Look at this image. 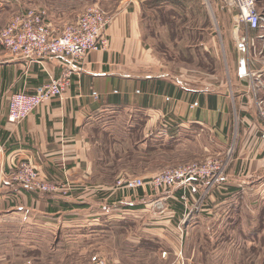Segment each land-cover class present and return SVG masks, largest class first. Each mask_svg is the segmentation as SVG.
I'll return each mask as SVG.
<instances>
[{
  "label": "crops",
  "instance_id": "1",
  "mask_svg": "<svg viewBox=\"0 0 264 264\" xmlns=\"http://www.w3.org/2000/svg\"><path fill=\"white\" fill-rule=\"evenodd\" d=\"M100 2L110 17L104 31L108 48L89 51L62 98L46 101L17 123L7 120L10 96L31 93L59 77L66 58L22 59L0 45V264L59 260L79 251L83 242L118 264H173L180 236L189 261L186 243L204 231L206 221L213 237L237 242L241 235L234 227L241 211L264 200L259 138L264 123L248 93L254 78L247 72L257 65L250 50L246 76L239 75L238 63L228 86L216 75H194L189 64L164 53L175 47L217 52L206 0ZM78 5L79 0H0V29L31 6L46 8L61 27L76 17ZM233 52H227L231 67ZM257 61L264 63L263 57ZM192 142L196 155L235 148L221 191L212 193L213 203L206 204L200 218L184 223L180 235L171 220L142 221V210L132 208L153 191L115 189L107 179L122 174L148 178L170 162L189 161ZM23 160L35 165L41 179L69 183L67 194L10 181L7 173ZM133 222L134 234L128 235ZM244 236L248 242L255 239L253 233ZM126 243L132 244L129 250ZM165 250L171 262L161 259L159 251Z\"/></svg>",
  "mask_w": 264,
  "mask_h": 264
},
{
  "label": "rangeland",
  "instance_id": "2",
  "mask_svg": "<svg viewBox=\"0 0 264 264\" xmlns=\"http://www.w3.org/2000/svg\"><path fill=\"white\" fill-rule=\"evenodd\" d=\"M88 1H89L88 3L84 4L85 0H79V5H78L79 12L77 15L84 12L88 6H92V5L101 7L105 11V13L108 15L106 9L103 8L105 5L101 3L100 0H97V1L88 0ZM255 1H256L257 10L261 14L263 19L261 21V26L256 30H249V29L247 30L241 27L240 37L241 36L244 37L243 51L239 50L240 37L238 36V32L235 30L236 29L235 28L236 24L234 21L235 11L231 9H226L224 7L223 0H206L207 8H208V19L210 20V26L208 28V31H212L213 34L215 35V43L217 46V52L214 53L213 49H211L212 54H209L208 52L202 49L201 50L196 49V50H192L191 53H189L188 50L183 51L175 47V49L171 51H166V49H164L165 50L164 53L168 57L169 60H174L175 62H180V63L185 62L189 64L188 68L192 69V73L194 75H199V71H202L204 73L206 72L208 75L209 74H212L214 76L216 75L218 76L219 79L223 80V82L226 85L229 86L231 76L232 74L235 73L238 63H239V59L236 57L237 56L236 54L238 53L239 56L242 54L244 55V58H245L247 55L248 49H249L250 50L249 52L251 53L250 59L251 61L253 59L254 60L256 59L255 61L257 65L255 66L254 69L251 66V68H249V71L247 72V74L252 75V78H254L253 85L252 86L250 85L248 93H250L256 99L257 108H258L257 109L258 116L261 119L260 111L261 110L264 111V99H262L263 101L260 99L261 97L264 98V89L262 93H259L257 82L264 80L263 79L264 76L263 77L261 76L264 73V63L259 62L257 60L261 59L262 57L264 59V0H255ZM83 6H85L84 9H82ZM31 7L44 8V7H37V6H31ZM18 12H21V11H18ZM48 20H49V25L51 27H54V28L58 27L59 29L63 27L66 23L73 21V20L66 21L60 27L54 24V22L50 18L49 13H48ZM165 41L167 42V38H165ZM108 46H109V41H108L107 46L104 49H97V50H105L108 48ZM232 48L234 49V51L237 52V53L233 52V54L235 55L233 56L234 67L230 66L229 61H228V56H227V52L229 50L231 51ZM220 50L222 51L220 52ZM166 60L167 59H165V61ZM80 66L82 67V64ZM62 73L60 75H62ZM247 79L248 77L245 78V80ZM263 83L264 81L262 82V84ZM64 92L65 90L63 91V94ZM61 98H58V99H61ZM196 147H197L196 143L192 142L191 143V156H190L191 159L189 161L174 162V163L170 162L164 165L162 168L158 169L157 172L154 173V175H156L157 173H159L160 171L164 169L177 167L182 164H191V163L203 164L209 158H218V159L221 158L227 162L226 168H224L225 170L223 171L224 175L222 179L216 182L214 185H212L210 189L208 190V192L206 193L203 192V190L206 188L205 186L206 181L199 182L198 183L199 193L197 194L186 193L185 194L186 199L184 200L180 198L183 191H181L180 188L178 187L164 189V190L155 192L152 189H150L147 184L145 186H142L143 189L149 188L151 191L154 192V193H150L146 189L148 196H146L147 198L145 199V202L142 200L140 201L137 200L136 203L134 202L132 203L134 205V207L132 208H137L140 211L142 210L143 214L145 215L142 221L147 220L150 222L163 223L168 220H171L172 223L175 224V227L179 231V234L182 235L181 232L183 230L182 227L184 225V222H180V221H183L188 209L192 206L191 207L192 211L189 214L187 220L185 221L186 224L188 222L192 223L193 221L200 218L201 214H203L202 210H205V208H207L206 204L210 202L213 203L212 201H209V197L212 195L214 191L217 192V189L221 191V187L224 185L223 178L232 161L233 152H234L235 147L232 144L231 146L226 147L224 153L216 154V153L211 152L205 155H203L204 152L201 153L200 155H196L195 154ZM262 157L264 159V146H263ZM133 177H136V176H126V174H122V176L116 177L114 179H107V180L108 181L111 180L112 186L115 189H123L125 191L131 190L132 192V190L134 191V190L141 189V188H137V189L122 188L121 187L122 185L118 184V182L119 180H123L124 178H133ZM151 177H148V178L140 177V178L145 179V181H147ZM40 180L46 181L41 178ZM46 182L55 183V185L59 186L58 190L42 191V192H54V193L60 192L61 194H67V192L70 189L69 183L61 184V183L52 182V181L51 182L46 181ZM171 195L172 197L175 196L176 198H172ZM263 201L264 200H262L261 198L257 199L255 200L256 205L254 207H252L250 210L241 211L242 215L239 217L238 223L234 227L237 233L241 235L242 237H245L244 236L245 234L253 233V237L255 238L253 241L251 242L245 241L241 236L237 242L218 240L216 236L213 237V230L210 229L208 226H206L207 225L206 222H208L206 221L205 224L203 225L204 231L203 230L202 232L200 231L199 234L196 235L197 237L195 239H193L192 241H188L186 243L187 253H188L187 256H189L188 258L189 261H187L186 257H184V254H183V241H182L181 236L178 237V242H176L177 251L174 255L175 257L171 259L170 253L165 250V251H159L161 259L166 260L165 262L173 261V264H230V263L231 264H264V202ZM137 203H140L142 207H135ZM135 210L136 209H133L132 211H135ZM130 225L131 226L127 227V230L130 227H132V230L127 234L133 235L134 234L133 232L135 229L134 226L136 225V223L133 222ZM114 236L118 237V235H114ZM127 238H130V237H127ZM79 245L81 246L78 248L79 251L75 250V251L66 252L63 254L61 259L55 260L54 258H51V259H48V261L43 264H82L83 262H84L83 264H86L89 261L90 256L93 254H99L102 257H104L108 263L115 264L114 262H111V260L107 258L108 256H106L107 254L104 252V250L94 251L93 249L90 251V245L87 242L79 243ZM131 245L132 244L130 243H126L127 250L130 249ZM179 250L182 252L181 257L177 256ZM163 252H167V253L163 255ZM236 256H238V258ZM170 259L171 261H169ZM26 264H34V263L27 261Z\"/></svg>",
  "mask_w": 264,
  "mask_h": 264
},
{
  "label": "built area",
  "instance_id": "3",
  "mask_svg": "<svg viewBox=\"0 0 264 264\" xmlns=\"http://www.w3.org/2000/svg\"><path fill=\"white\" fill-rule=\"evenodd\" d=\"M223 2L226 9L235 11V30L239 37L241 27L256 30L261 26L263 18L257 10L255 0H223ZM109 21L110 17L96 5L88 6L72 22L66 23L60 29L49 25L48 13L44 8L30 7L14 14L8 24L0 30V44L3 48L15 57L28 60L62 56L66 58V64L62 75L37 86L33 92H19L11 95L7 120L12 123L20 122L39 105L53 98H61L63 91L69 85L71 74L80 73L82 70L80 65L85 55L90 50L104 49L107 46L108 40L104 29ZM241 37L239 50L243 51L244 37ZM260 116L264 122L263 110L260 111ZM259 138L264 146V129L260 131ZM2 150L3 147L0 145V152ZM226 164L227 162L221 158H209L203 164H182L164 169L147 181L140 177H133L119 180L118 184L126 189L143 188L142 186L147 184L155 192L178 187L183 191L180 198L184 200L186 193H199L198 183L201 181H206L203 192H208L212 185L222 179ZM7 178L40 191H56L59 187L55 183L40 180L35 165L26 160L20 161L11 168ZM191 207L180 222L185 223L192 211ZM165 254L166 252H163V255ZM181 254L179 250L177 256L181 257ZM86 264L113 263H108L99 254H93Z\"/></svg>",
  "mask_w": 264,
  "mask_h": 264
},
{
  "label": "water",
  "instance_id": "4",
  "mask_svg": "<svg viewBox=\"0 0 264 264\" xmlns=\"http://www.w3.org/2000/svg\"><path fill=\"white\" fill-rule=\"evenodd\" d=\"M238 73L239 75H244L246 73L245 58L242 54L239 56Z\"/></svg>",
  "mask_w": 264,
  "mask_h": 264
}]
</instances>
